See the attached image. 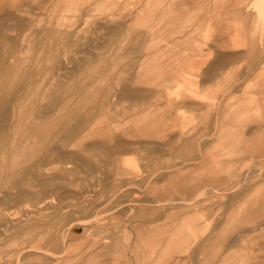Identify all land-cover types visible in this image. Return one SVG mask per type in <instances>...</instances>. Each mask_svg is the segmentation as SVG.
I'll list each match as a JSON object with an SVG mask.
<instances>
[{"label": "rangeland", "instance_id": "1", "mask_svg": "<svg viewBox=\"0 0 264 264\" xmlns=\"http://www.w3.org/2000/svg\"><path fill=\"white\" fill-rule=\"evenodd\" d=\"M0 264H264V0H0Z\"/></svg>", "mask_w": 264, "mask_h": 264}, {"label": "crops", "instance_id": "2", "mask_svg": "<svg viewBox=\"0 0 264 264\" xmlns=\"http://www.w3.org/2000/svg\"><path fill=\"white\" fill-rule=\"evenodd\" d=\"M227 1H229V0H218V5H219V7H222L223 6V3L224 2H227ZM244 1H246V0H238V2H244ZM152 11H155V12H157V10L155 9V10H152ZM151 11V12H152ZM171 10H170V7H169V9H167L166 11H164L163 13H162V15L160 16V18L162 19V20H164V22H166L165 23V25H167L166 27H169L168 26V24H170L171 23V18H168L167 17V14L170 12ZM181 14H182V12H181ZM167 20V21H166ZM166 30V29H165ZM169 30V29H168ZM159 35H161V36H163V34H162V32L159 34ZM161 36H159V37H161ZM173 52H171L170 50H168L167 51V55L169 56V60H168V64H169V66H171V60H172V57H174V55L172 54ZM172 56V57H171ZM189 60V58L188 59H186V61H188ZM171 68V67H170ZM169 68V69H170ZM171 70V69H170ZM178 81L179 80H177L176 78L174 79V81H173V83H170L169 84V88L170 89H172V87H174V85L175 84H177L178 83ZM178 94V101H173L170 97H169V107H196V105H190L191 103H190V101H189V99L186 97V95L185 94H183V93H181V92H179V93H177ZM229 112H230V116L231 117H233V116H236V115H244L245 113H247V110H245V109H236L235 107H233V106H231L230 107V110H229ZM223 122L221 123V127H223ZM223 160H231V159H223Z\"/></svg>", "mask_w": 264, "mask_h": 264}, {"label": "bare ground", "instance_id": "3", "mask_svg": "<svg viewBox=\"0 0 264 264\" xmlns=\"http://www.w3.org/2000/svg\"><path fill=\"white\" fill-rule=\"evenodd\" d=\"M245 175V174H244ZM244 178V177H243ZM166 203H168V202H166ZM83 223V222H82ZM90 225V224H89ZM67 234V233H66ZM64 240V239H63ZM38 251V250H37ZM35 252V251H34Z\"/></svg>", "mask_w": 264, "mask_h": 264}]
</instances>
